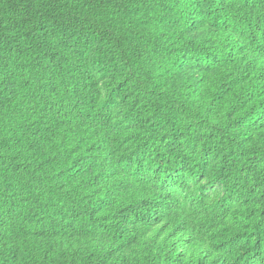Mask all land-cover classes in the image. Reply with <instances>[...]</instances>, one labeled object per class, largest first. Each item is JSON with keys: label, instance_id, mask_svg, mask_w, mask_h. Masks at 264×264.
Returning <instances> with one entry per match:
<instances>
[{"label": "trees", "instance_id": "obj_1", "mask_svg": "<svg viewBox=\"0 0 264 264\" xmlns=\"http://www.w3.org/2000/svg\"><path fill=\"white\" fill-rule=\"evenodd\" d=\"M0 264H264V0H0Z\"/></svg>", "mask_w": 264, "mask_h": 264}]
</instances>
